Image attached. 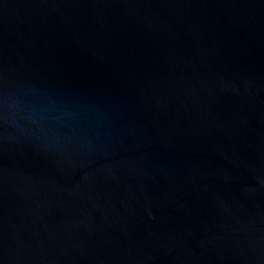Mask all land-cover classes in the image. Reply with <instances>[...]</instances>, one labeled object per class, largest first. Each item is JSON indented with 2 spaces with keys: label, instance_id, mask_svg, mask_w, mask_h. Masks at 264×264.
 Segmentation results:
<instances>
[{
  "label": "water",
  "instance_id": "1",
  "mask_svg": "<svg viewBox=\"0 0 264 264\" xmlns=\"http://www.w3.org/2000/svg\"><path fill=\"white\" fill-rule=\"evenodd\" d=\"M0 264H264V0H0Z\"/></svg>",
  "mask_w": 264,
  "mask_h": 264
}]
</instances>
